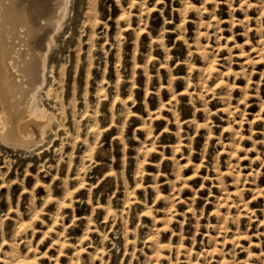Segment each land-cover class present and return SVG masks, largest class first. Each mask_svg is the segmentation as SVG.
<instances>
[{"label":"rangeland","instance_id":"obj_1","mask_svg":"<svg viewBox=\"0 0 264 264\" xmlns=\"http://www.w3.org/2000/svg\"><path fill=\"white\" fill-rule=\"evenodd\" d=\"M55 39L0 264H264V0H72Z\"/></svg>","mask_w":264,"mask_h":264},{"label":"bare ground","instance_id":"obj_2","mask_svg":"<svg viewBox=\"0 0 264 264\" xmlns=\"http://www.w3.org/2000/svg\"><path fill=\"white\" fill-rule=\"evenodd\" d=\"M71 1L0 0V142L27 146L44 138L43 120H32L45 118L42 91L54 67L49 53ZM24 117L30 120L20 124ZM32 124H38L33 133Z\"/></svg>","mask_w":264,"mask_h":264}]
</instances>
